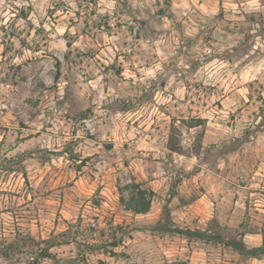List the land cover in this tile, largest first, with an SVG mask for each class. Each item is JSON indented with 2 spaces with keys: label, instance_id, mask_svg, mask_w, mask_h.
<instances>
[{
  "label": "rangeland",
  "instance_id": "374dc122",
  "mask_svg": "<svg viewBox=\"0 0 264 264\" xmlns=\"http://www.w3.org/2000/svg\"><path fill=\"white\" fill-rule=\"evenodd\" d=\"M160 221L263 241L264 0H0V264H264Z\"/></svg>",
  "mask_w": 264,
  "mask_h": 264
},
{
  "label": "trees",
  "instance_id": "16d2710c",
  "mask_svg": "<svg viewBox=\"0 0 264 264\" xmlns=\"http://www.w3.org/2000/svg\"><path fill=\"white\" fill-rule=\"evenodd\" d=\"M162 233H171L174 235L186 237L188 239L198 238L205 241H211L214 243L225 245L245 258L259 257L264 255V238L261 244L249 246L242 235H232L226 232L225 228H211L203 230L201 228H182L180 226L170 224L168 222L160 221L156 226ZM0 253L4 256H8L7 248L0 249ZM44 257L48 256V251L44 252ZM39 264V263H36ZM170 264V263H168ZM176 264H186V263H176Z\"/></svg>",
  "mask_w": 264,
  "mask_h": 264
}]
</instances>
